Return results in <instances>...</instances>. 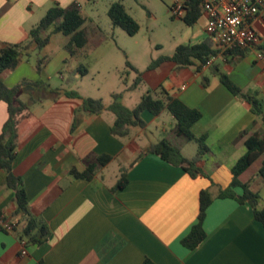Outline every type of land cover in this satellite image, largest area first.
<instances>
[{"label": "crops", "instance_id": "obj_1", "mask_svg": "<svg viewBox=\"0 0 264 264\" xmlns=\"http://www.w3.org/2000/svg\"><path fill=\"white\" fill-rule=\"evenodd\" d=\"M73 1L79 4L78 0H0V8L5 6L0 15V49L9 43L27 42L29 30L49 7ZM36 14L42 15L35 23ZM205 23L201 13L194 24H186L185 43L205 42L211 47ZM252 28L260 38L257 48L264 52V12L252 22ZM43 34L49 37L44 47L39 50L30 42L17 65L1 72L6 85L23 79L43 80L36 61L34 65L30 62L33 51H41L56 38L65 50L68 36L50 29ZM42 57L45 64L46 55ZM72 57L77 60L70 74L80 76L75 68L81 58ZM72 57L68 54L65 59ZM148 71L153 88L162 85L201 112L191 126L193 134L204 136L208 146L196 162L201 173L192 177L181 166L146 151L153 142L140 136L158 124L163 136L174 124L170 113L166 123L158 122L163 110L158 115L143 111L145 125L133 127L129 135L119 138L110 133L115 118L111 111L86 113L80 109L82 101L60 90L55 98H44L18 114L19 143L13 163L14 172L23 178L31 214L46 222L50 234L39 245H25L26 254H21L16 234L1 228V219L14 220L15 203L0 169V264H143L145 259L151 264H264V229L251 206L217 195L219 188L229 185L231 167L246 151V136L264 132V124L250 104L233 95L218 75L225 73L242 92L264 103V62L252 50L244 54L234 51L216 55L198 70L164 60ZM6 118L7 106L0 100V132ZM244 130L246 135L241 134ZM102 154L110 160L91 179L70 174L71 168L83 171ZM259 165L260 160L252 163L239 179L264 203ZM121 168L126 170L127 183L112 190ZM206 188L212 195L203 219L206 236L189 249L181 239L197 220L199 193ZM234 191L240 194L242 188L234 187Z\"/></svg>", "mask_w": 264, "mask_h": 264}, {"label": "trees", "instance_id": "obj_2", "mask_svg": "<svg viewBox=\"0 0 264 264\" xmlns=\"http://www.w3.org/2000/svg\"><path fill=\"white\" fill-rule=\"evenodd\" d=\"M5 10V6L0 8V15ZM202 13L200 0H188L186 12L182 18L185 24L192 25ZM107 15L113 26L120 27L129 35L135 34L139 29L138 22L127 12L120 1L111 2L107 9ZM50 29L51 33H61L68 36L65 50L69 56H86L87 50L98 46L104 37L98 28L85 25V19L80 13V5L73 1L66 6L53 5L47 9L39 22L29 30V40L21 43H9L0 49V74L6 68H14L20 60L21 54L29 47L30 42L36 44L37 49H41L48 42V35L43 32ZM244 54L247 48L236 47L229 52ZM213 54L211 47L205 43H183L175 47L170 55L160 56L150 63L148 68L156 67L161 61L171 60L178 67L194 66L197 70L206 63L209 56ZM44 65V57L36 60L35 68L41 70ZM130 68L138 72L130 65ZM87 69L79 63L75 72L79 75L86 73ZM220 82L235 96L243 99L251 106V111L264 124V103L263 101L245 94L235 85L225 73H219ZM141 74L138 73L129 88H136L141 82ZM205 84V82H204ZM154 94L147 91L142 95L139 102L129 108L120 101V93H112V100L105 105L101 99L85 97L82 98L80 109L86 113L99 114L104 110L111 111L115 118L110 126V133L116 137L124 138L129 135L131 128L143 127L145 121L141 116L143 111H148L153 115H158L162 110H167L174 119V124L155 143L151 144L146 151L159 155L165 161L181 166L190 176L194 177L201 173L196 166V162L207 151L204 136H195L191 131V126L199 120L201 112L197 108L188 107L181 100L172 96L162 85L154 90ZM24 92L28 95L27 101L19 98V94ZM60 93V89L50 88L48 82L42 80L23 79L19 83L8 86L0 77V100L7 106V118L4 121L0 132V169L5 173V183L14 195V209L12 216L14 220L9 222L10 230L1 228L16 234L19 242L25 245H39L45 242L50 234L46 222L38 216L31 214L27 194L24 187L23 178L13 170L16 147L19 143L20 119L18 114L27 111L30 105L41 102L44 98H55ZM68 96L77 95L76 92L67 93ZM242 135L247 134L244 130ZM195 142L197 150L195 156L187 158L181 153L182 147L188 142ZM246 151L241 155L231 167V181L225 188H219L217 193L220 197H231L239 203H248L253 211V216L258 220L264 229V203L256 191H253L248 183L239 179L252 163L260 160L257 173L264 181V132L254 131L244 140ZM110 160L106 154L98 155L94 161H89L83 171L75 168L70 169V174L75 178L91 179L98 167L105 165ZM127 183L126 170L121 168L119 176L112 187V190L123 188ZM242 188L240 194L234 191V187ZM212 200L211 192L208 188L202 189L199 193V210L196 222L190 227L188 233L181 239L183 245L189 249L195 248L206 236L203 228V219L206 208ZM2 221H6L4 218ZM143 264H151L147 259Z\"/></svg>", "mask_w": 264, "mask_h": 264}, {"label": "rangeland", "instance_id": "obj_3", "mask_svg": "<svg viewBox=\"0 0 264 264\" xmlns=\"http://www.w3.org/2000/svg\"><path fill=\"white\" fill-rule=\"evenodd\" d=\"M114 1L122 2L127 12L138 22L139 29L135 34L129 35L120 27L112 25L107 9ZM78 2L85 25L96 30L99 28L105 39L78 60L87 71L76 77L70 74V67L77 59L75 57L65 59L68 54L57 38L41 51H33L30 56L31 64H35L37 56L46 55L47 58L39 72L42 81L48 82L50 88H58L65 94L76 92L77 95L69 96L74 99L82 101L85 97L98 98L105 105L112 100V93H120V101L129 108L136 105L147 91L154 94L155 88L151 86L147 75L148 66L160 56L172 54L177 45L185 43L184 33L187 27L183 19L171 16L169 6L172 0H78ZM36 15L35 23L42 14ZM58 65L60 68L57 70ZM130 65L138 72L131 69ZM138 73L144 74L141 82L136 88H129ZM19 98L23 101L28 99L24 92L19 94ZM169 117V112L163 110L158 122L167 123ZM159 125L150 126L140 139L146 141L148 138L153 143L156 142L162 137ZM196 150V143L191 141L185 145L182 154L190 158L195 155ZM255 166L252 165V168Z\"/></svg>", "mask_w": 264, "mask_h": 264}, {"label": "built area", "instance_id": "obj_4", "mask_svg": "<svg viewBox=\"0 0 264 264\" xmlns=\"http://www.w3.org/2000/svg\"><path fill=\"white\" fill-rule=\"evenodd\" d=\"M188 0H172L169 6L171 16L183 18ZM202 14L206 17L204 30L210 40L211 54L205 64H210L216 55L224 54L240 47L252 50L255 57L264 62V52L257 47L260 38L252 28V22L264 12V0H200ZM2 221V219H1ZM2 226L10 230V224L2 221ZM21 254H26L23 241Z\"/></svg>", "mask_w": 264, "mask_h": 264}]
</instances>
